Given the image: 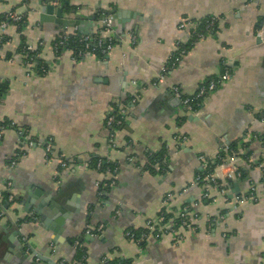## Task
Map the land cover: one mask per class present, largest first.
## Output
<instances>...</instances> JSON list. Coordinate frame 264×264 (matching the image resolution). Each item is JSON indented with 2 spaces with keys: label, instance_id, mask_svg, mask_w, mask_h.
<instances>
[{
  "label": "crops",
  "instance_id": "0c3cea01",
  "mask_svg": "<svg viewBox=\"0 0 264 264\" xmlns=\"http://www.w3.org/2000/svg\"><path fill=\"white\" fill-rule=\"evenodd\" d=\"M67 1L64 13L79 12L82 27L97 34L110 11L133 17L122 23L111 15L119 38L106 56L75 58L54 41L81 33L41 21L43 0H0V19L9 10L25 19L0 37V264H264V41L256 36L264 0ZM211 16L213 30L169 66ZM22 44L39 49L45 73ZM223 64L231 78L198 116L187 113L170 88L193 94ZM115 104L124 113L110 140L106 119ZM232 144L243 172L237 190L232 181L203 199L199 156L215 160ZM150 154L162 161L147 169ZM252 186L256 198L240 203L236 196ZM183 208L195 229L179 230L181 239L126 236ZM88 228L95 234L86 237ZM31 248L43 260L29 259Z\"/></svg>",
  "mask_w": 264,
  "mask_h": 264
},
{
  "label": "built area",
  "instance_id": "2783aa9c",
  "mask_svg": "<svg viewBox=\"0 0 264 264\" xmlns=\"http://www.w3.org/2000/svg\"><path fill=\"white\" fill-rule=\"evenodd\" d=\"M102 21V31L96 35L92 34H83L80 35L79 41L83 43V49L78 50L76 52V56H84L88 53H93L96 48L100 49L101 55L106 56L108 52L112 49L115 41L119 38V36L115 33L113 24L114 19L111 15H104ZM217 21L216 17H209L206 20L202 21L203 27L198 28L196 30L191 31V38L182 45L178 46V50L174 53L169 61L170 65H175L176 62L179 61V58L184 55L189 47L198 39L204 37L210 31L213 30L215 23ZM19 22H25L24 16L14 10H9L4 15V20L0 22V37L6 35L7 28L9 27L10 23L17 24ZM187 25V21H184L180 27H185ZM104 32H107L104 34ZM77 33H65L62 36L58 37L54 41V49L58 52L60 47H64L68 45L69 39L71 37L76 36ZM256 36L264 41V23L256 29ZM132 41L135 40V36L131 35ZM23 52L27 55L29 61H33L34 59L39 57V49L34 47L33 45L26 44L23 46ZM74 55V57L76 58ZM13 61V60H12ZM168 65H165L161 68L160 77L163 76V73L166 72ZM39 70L42 73L46 72L45 67L40 65ZM232 76V71L229 66L223 64L222 71L220 75L215 78L210 79L209 81L203 82L197 89V91L193 94H184L182 91L176 87L172 86L170 88L171 94L175 97L177 101L182 105L183 109L190 113L191 115L198 116L201 113V107L204 103L205 98L214 91L219 86L223 85L226 81H228ZM124 113V107L119 106L117 108V113H109L106 119V128L110 133V140H113V132L112 127H116L121 123V117ZM184 139V137H181ZM37 143V141H30L28 139V144ZM45 150H51L50 142L46 143ZM150 156H152L150 154ZM220 152L216 154V161H220ZM202 162L201 173L198 175L197 180L203 181L205 183L203 199L210 198V189L211 187H217L221 193L225 192V185L232 181H237L242 177V172L237 165L236 156L232 155L229 157L228 160H222L219 163H216L214 167H211L209 164V160L206 159L204 155L199 156ZM62 166H67L66 162H62ZM98 167H101V161L97 163ZM260 167V166H259ZM110 183H105V186H109ZM172 193H168V197H171ZM255 199V187H250L247 196H236V199L243 203L247 199ZM1 214V213H0ZM183 228L188 229H195L192 220L190 219V215L188 213L187 208H183L180 210L176 217L173 220H166L163 217H159L155 220L148 219L142 230L139 233H136L133 230L126 231V236L137 243L145 242L149 237H162L167 234H175L176 239H181L182 235L178 234L179 230ZM101 227H98L96 231L100 230ZM88 233L95 234L93 231L88 228ZM56 264H76L75 260H60Z\"/></svg>",
  "mask_w": 264,
  "mask_h": 264
},
{
  "label": "water",
  "instance_id": "95a60500",
  "mask_svg": "<svg viewBox=\"0 0 264 264\" xmlns=\"http://www.w3.org/2000/svg\"><path fill=\"white\" fill-rule=\"evenodd\" d=\"M60 1H61V5H58V1L57 0H43V4H42L43 6L41 7L42 13L40 15L41 16L40 20L41 21H53L58 26H62V27H65V28L71 27L75 31H77V32H79L81 34H92L93 33L92 31L87 30L84 27H82V24L80 22V17L81 16H80L79 12L75 13L73 16L68 15V14L66 15L64 13V10H65L64 6L68 5L69 2L67 0H60ZM106 14L112 15L114 18L121 19L122 23H125V22L129 21L130 18L133 17V15H131L129 17H126V16L123 17V16H121V12L119 10L118 11H110V12H108ZM87 18L91 22L86 21L85 25H91L92 21H94V19H95V16L90 14V15H88ZM103 18H104V15L100 17V20H102ZM226 144L228 145V143H226ZM233 184H234V186H235V188L237 190V182L235 181V182H233ZM24 205H25L24 208H23L24 211L26 213L29 212V209H28L29 207H28L27 203H24ZM52 224H54V223H52ZM54 225L57 226L55 228V232H58V231H60L62 229L61 226H58L56 224H54ZM88 236L90 237L89 233L86 234V237H88ZM53 239L54 240L58 239V236L53 237ZM35 256H37V257L39 256L43 260V257H41V255H38L34 251V249H32L31 255L28 258L31 259V258H34ZM44 261H46V259H44ZM47 262L50 263V264H54V262L50 261V260L49 261L47 260Z\"/></svg>",
  "mask_w": 264,
  "mask_h": 264
},
{
  "label": "trees",
  "instance_id": "16d2710c",
  "mask_svg": "<svg viewBox=\"0 0 264 264\" xmlns=\"http://www.w3.org/2000/svg\"><path fill=\"white\" fill-rule=\"evenodd\" d=\"M2 20H4V17L2 18V19H0V22L2 21ZM11 24H13V23H11ZM25 24V22H19V23H17L16 25L19 27V28H21L23 25ZM203 27V24H202V22L200 23V25H199V28H202ZM215 27V26H214ZM97 34V32H94L92 35H96ZM80 35L81 34H78L77 33V35L76 36H74V37H71L70 39H69V42H68V45L67 46H64V47H60L59 48V50H58V52L59 51H61V49H64V48H69V49H72L73 50V54L76 56V52L78 51V50H81V49H83V43L82 42H80L79 41V37H80ZM24 44H22V46H23ZM23 49V48H22ZM94 54H96V55H98V56H102L101 55V52H100V49H98V48H96L95 49V51L93 52ZM80 56H76V58H79ZM36 62H37V66L39 67L40 65H43V67H45V69H46V66H45V64L40 60V59H38V58H36V59H34ZM37 67V69H39ZM39 72L40 73H42L40 70H39ZM212 78H215V77H212ZM212 78H208V79H206L204 82H206V81H209L210 79H212ZM117 108H118V104H115L114 105V110L112 111V113H117ZM121 120H122V117H121ZM2 125H6V123H3V122H1L0 123V126H2ZM113 129V128H112ZM236 153H238V147H237V144H232V145H230L229 147H228V149L226 150V151H222V152H220V157H221V159H220V161H222V160H228L229 159V157L231 156V154L232 155H235ZM237 155V154H236ZM235 155V156H236ZM152 158V159H151ZM150 161H148V165H147V169L148 168H153L152 167V164L153 163H155V162H157V163H160V161H162L158 156H151L150 157ZM102 161V160H101ZM220 161H216V159L214 160V159H210L209 160V164H210V166L211 167H214V165L216 164V163H219ZM102 164V163H101ZM103 165H105L106 166V162L104 161V163H103ZM241 172H242V170H241ZM242 175H243V172H242ZM131 230H133V231H135L136 233H139L141 230H142V228H140V229H137V230H135V229H131ZM76 258H77V256H76ZM79 259V258H78ZM78 259H76V260H78ZM107 264V263H106Z\"/></svg>",
  "mask_w": 264,
  "mask_h": 264
}]
</instances>
